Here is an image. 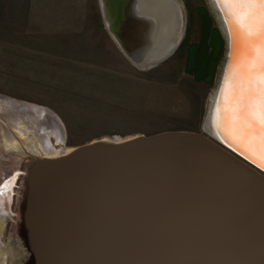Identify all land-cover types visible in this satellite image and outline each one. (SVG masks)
Masks as SVG:
<instances>
[{
	"label": "water",
	"instance_id": "95a60500",
	"mask_svg": "<svg viewBox=\"0 0 264 264\" xmlns=\"http://www.w3.org/2000/svg\"><path fill=\"white\" fill-rule=\"evenodd\" d=\"M133 1L102 0L119 47L151 68L185 32L139 65L121 44ZM198 12L202 37L187 71L195 64L196 79L211 83L224 46L221 73L231 52L215 11L218 27L206 7ZM3 184L30 252L23 264H264V170L204 128L93 139L26 163Z\"/></svg>",
	"mask_w": 264,
	"mask_h": 264
},
{
	"label": "rangeland",
	"instance_id": "374dc122",
	"mask_svg": "<svg viewBox=\"0 0 264 264\" xmlns=\"http://www.w3.org/2000/svg\"><path fill=\"white\" fill-rule=\"evenodd\" d=\"M181 1L180 47L162 63L139 68L114 39L101 0H0V95L44 108L62 131L61 143L52 137L58 147L202 131L226 47L213 82L187 71L189 46L201 39L198 8L208 9L213 27L218 23L208 0Z\"/></svg>",
	"mask_w": 264,
	"mask_h": 264
},
{
	"label": "bare ground",
	"instance_id": "6f19581e",
	"mask_svg": "<svg viewBox=\"0 0 264 264\" xmlns=\"http://www.w3.org/2000/svg\"><path fill=\"white\" fill-rule=\"evenodd\" d=\"M208 2L225 32L231 53L229 54L230 61L227 66L224 64L222 69L221 81L210 95L207 106L209 112L205 117L203 128L241 155L235 145L230 146V142L222 138V134H217L218 129L213 126L212 122L213 112L220 99V89L224 83L228 65L233 58L234 38L229 31L230 25L225 12L215 0H208ZM101 4L108 22L102 0ZM182 5L181 0L133 1L130 9V27H126L123 36L125 44L123 42L121 44L136 63L146 66L150 61L167 54L180 40L183 36L182 25L184 24ZM236 48L238 50V44ZM61 132L44 108L0 95V186H4L3 182L15 169L22 168L26 163L68 152L72 147L56 145L63 141ZM52 137L55 138L56 143L53 142ZM242 156L252 161L247 155ZM254 164L260 167L258 163ZM11 165L17 166L12 168ZM7 195L6 190L0 193V264H23L25 260H28L30 252L25 247L24 238L17 233L16 225L11 223L6 205ZM18 203L19 198H16L14 207ZM12 233H15L14 238Z\"/></svg>",
	"mask_w": 264,
	"mask_h": 264
},
{
	"label": "snow or ice",
	"instance_id": "6c2138e0",
	"mask_svg": "<svg viewBox=\"0 0 264 264\" xmlns=\"http://www.w3.org/2000/svg\"><path fill=\"white\" fill-rule=\"evenodd\" d=\"M215 2L225 12L234 51L213 112V126L230 146L264 168V0Z\"/></svg>",
	"mask_w": 264,
	"mask_h": 264
},
{
	"label": "flooded vegetation",
	"instance_id": "af4514ba",
	"mask_svg": "<svg viewBox=\"0 0 264 264\" xmlns=\"http://www.w3.org/2000/svg\"><path fill=\"white\" fill-rule=\"evenodd\" d=\"M200 14V13H199ZM201 19H202V16H201ZM184 25H185V22H184V24H183V31H182V35H183V33H184ZM182 37V36H181ZM201 37H202V32H201ZM201 40V39H200ZM200 43V42H199ZM198 43V44H199ZM211 52H212V48L210 47V50H209V54H211ZM218 67V66H217ZM191 72H193L194 73V76H195V64L193 65V68H192V71ZM216 73V72H215ZM196 78V77H195ZM214 80V79H213Z\"/></svg>",
	"mask_w": 264,
	"mask_h": 264
}]
</instances>
